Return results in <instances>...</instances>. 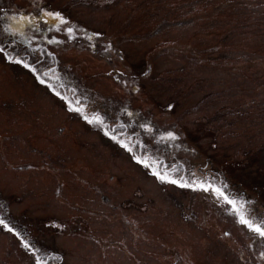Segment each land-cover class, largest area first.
<instances>
[{"label": "rangeland", "instance_id": "1", "mask_svg": "<svg viewBox=\"0 0 264 264\" xmlns=\"http://www.w3.org/2000/svg\"><path fill=\"white\" fill-rule=\"evenodd\" d=\"M32 2L70 23L45 68L58 85L0 55V218L42 264H264L215 193L133 158L223 184L264 222V0ZM80 93L109 134L71 110ZM31 252L0 226V264H37Z\"/></svg>", "mask_w": 264, "mask_h": 264}, {"label": "snow or ice", "instance_id": "2", "mask_svg": "<svg viewBox=\"0 0 264 264\" xmlns=\"http://www.w3.org/2000/svg\"><path fill=\"white\" fill-rule=\"evenodd\" d=\"M45 15L52 17L53 19L58 20L63 25H68L70 22L63 17L59 12H52L48 11L45 13ZM22 19H29L30 17H21ZM66 31L68 34H73L74 29L72 27H67ZM12 36H15V33H11ZM99 35V34H94ZM89 39H92V37H89ZM0 54H4L6 56V59L9 62L22 64L25 68H30V70L33 73H37L38 69L34 66H32L29 62H26V60L22 57L19 53H8L6 48L3 46V44H0ZM43 76H47L48 73L44 72L42 73ZM38 79H40V75L37 76ZM40 83H45L43 79H40ZM63 86V85H61ZM51 87V86H50ZM75 91V90H73ZM57 96H61L60 92H56ZM87 97H84L81 99L80 97H73L72 101H69V105L71 107V110L77 112L78 114H83V119H85L88 123L93 124L97 127H103L105 130V134H109L108 127L106 125V120L104 117H102L99 113H95L92 116H89L87 114ZM75 106H72V105ZM128 115H132L131 113H128ZM124 125H121V128H123ZM152 129H149L151 131ZM113 140H116L118 143H120L125 149H127L129 152H132V148L125 143L122 140H119L117 136L113 135L111 137ZM179 139L178 136L175 135L173 132H169L166 137H161L159 141H157L158 144H170L174 143ZM139 147V146H138ZM133 158L137 161V163L143 165L145 168H148L151 173L156 176L159 180L162 182H169L172 184H179L180 187H187L192 188L196 190L197 188L202 191L215 193L217 200H222L225 207L231 209V214L238 218L239 223L244 225L250 232L255 234L257 238H259L261 241H264V222L257 221L252 218V216L249 214L248 209V202L244 200H240L238 202L237 198H234L231 196L230 190L226 188L225 185L219 184L214 185L212 184L211 180L206 178H198L196 176L195 172H192L190 174V178L187 181L183 180V177H181L179 180L171 178L168 173L172 171V164H165L159 160L156 161L155 164L151 163L152 157H144V156H137L133 154ZM174 163V162H173ZM163 168L164 171H161L160 169ZM176 172H179V168L175 169ZM202 176H205V173L201 174ZM239 194H237L238 196ZM0 226H3L6 228L9 232H14V234L17 237H20L23 242V247L25 249H29L33 252V255L35 256L36 249L33 245H31L27 240H24L23 237H21L19 232L15 231L14 227H10L9 224L6 222L4 218H0ZM229 235V233H225V236ZM261 257H264V251H261L260 253ZM35 259L37 260V264H42L41 258L39 256H35Z\"/></svg>", "mask_w": 264, "mask_h": 264}, {"label": "flooded vegetation", "instance_id": "3", "mask_svg": "<svg viewBox=\"0 0 264 264\" xmlns=\"http://www.w3.org/2000/svg\"><path fill=\"white\" fill-rule=\"evenodd\" d=\"M11 1L13 0H0V44H3L8 53H19L26 60V62H29L32 66H36L38 68L40 79L45 81L43 85L46 86V77L43 76L42 73L46 72L45 68L56 66L57 62H59V55L55 48L58 44L57 39L62 38L61 34L57 33L58 20L45 15V13L50 11V9L43 6L41 2L37 4L32 2L33 8L31 9L29 7V0L26 4L22 2L20 6L18 3ZM21 17H30V20L22 19ZM11 33H15V36H12ZM75 37L78 38L80 36ZM12 41L16 46L15 50L12 49ZM0 55L2 57L5 56L4 54ZM53 58L56 60V63L54 64L52 62ZM11 63L13 64V62ZM18 66L25 71L29 70L22 64H18ZM47 73L52 75L49 71H47ZM57 74L58 73L56 72L54 76L52 75L49 77L51 78L53 84H56L55 79L58 78ZM40 84L42 85V83ZM61 85L64 84H60V88L63 87ZM71 87L75 90V92H78L77 87L74 88L73 85ZM55 90L59 91V88H55ZM80 95L81 93L78 94L79 97ZM107 127L110 130L111 126L109 124H107ZM112 127L115 128V125ZM137 151L138 153H141L140 147ZM144 156L149 157L145 154ZM150 162L155 164L152 160ZM31 253V257L35 259L33 252ZM35 256L42 258L41 254L36 253Z\"/></svg>", "mask_w": 264, "mask_h": 264}, {"label": "trees", "instance_id": "4", "mask_svg": "<svg viewBox=\"0 0 264 264\" xmlns=\"http://www.w3.org/2000/svg\"><path fill=\"white\" fill-rule=\"evenodd\" d=\"M50 253H52V254H54L55 255V253L54 252H52V251H50V250H48V254H50ZM58 258V257H57ZM59 259V258H58Z\"/></svg>", "mask_w": 264, "mask_h": 264}, {"label": "bare ground", "instance_id": "5", "mask_svg": "<svg viewBox=\"0 0 264 264\" xmlns=\"http://www.w3.org/2000/svg\"><path fill=\"white\" fill-rule=\"evenodd\" d=\"M215 174H216V173H215ZM215 174H214V175H215ZM208 175H209V174H208ZM217 176H218V175H217ZM221 178H222V177H221ZM189 189H190V188H189ZM229 189H230V188H229ZM230 192H231V191H230Z\"/></svg>", "mask_w": 264, "mask_h": 264}]
</instances>
